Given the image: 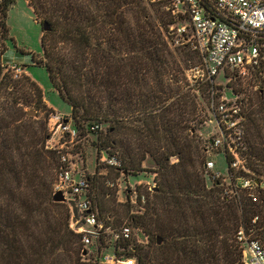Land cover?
Masks as SVG:
<instances>
[{
	"label": "trees",
	"instance_id": "1",
	"mask_svg": "<svg viewBox=\"0 0 264 264\" xmlns=\"http://www.w3.org/2000/svg\"><path fill=\"white\" fill-rule=\"evenodd\" d=\"M150 1L30 3L48 25L42 28V57L33 56V61L46 68L53 87L70 105L78 136L94 131V123L107 124L105 135H97L96 148L117 157L118 174L145 170L146 157L156 164L152 198L147 197L141 214L130 217L148 242L129 245L128 239L102 232L93 243L103 246L113 239L115 254L135 256L136 264H242L244 245L232 235L243 226L264 241V191L254 203L245 190L235 198L223 193L219 181L208 182L205 160L216 152H206V138L202 144L197 130L204 122L201 102L212 110L214 85L209 79L189 81L187 70L202 59L171 46L168 21L163 12L157 20L150 15ZM14 2L0 3L2 18ZM202 4L212 12L207 0ZM0 26V38L6 39L4 20ZM263 86L243 92L244 154L251 171L264 176ZM1 87L6 92L0 99V264H99L82 254L69 210L52 199L60 155L44 148L46 128L24 119L30 117L28 104L45 106L42 88L28 75L11 79L0 66ZM172 156L177 161H170ZM96 172L90 183L103 188V176ZM115 192L105 188L101 194ZM256 214L259 219L253 222Z\"/></svg>",
	"mask_w": 264,
	"mask_h": 264
},
{
	"label": "built area",
	"instance_id": "2",
	"mask_svg": "<svg viewBox=\"0 0 264 264\" xmlns=\"http://www.w3.org/2000/svg\"><path fill=\"white\" fill-rule=\"evenodd\" d=\"M207 1L212 12L203 6V0H168L167 8L171 10L172 17L187 20L189 27V31L187 25L178 27L182 40L174 41L169 38V43L172 46H177L174 42L183 44L201 57L199 70L194 74L195 77H190L193 78L191 80L211 81L223 69L230 73L228 81L238 78L254 90L258 89L261 83L264 85V0ZM173 26L174 24L170 28ZM7 71L13 79H18L23 69L12 63ZM262 90L264 91V86ZM243 100V97L234 94L230 101L224 98L216 104L212 101L211 106H214L215 111H211V119L216 121L218 132L205 137L206 152H224L226 155L230 181L227 182L220 171H214L216 163L213 157L206 158L205 170L209 172L211 180L219 181L225 187L226 196L236 198L240 190H245L250 200L258 203L260 194L264 191V176L251 171L244 154L246 141ZM47 126L51 137L59 134L74 139L78 135L70 117H65L60 112H50ZM100 126L94 123L90 129L96 130ZM49 146L53 147L51 144ZM99 159L111 166L119 164L115 155L103 154ZM61 162L53 183V192L61 191L65 200L70 201L71 209H75L73 212L77 215L72 216L70 226L80 236L84 250L102 232L114 233L113 238L116 240L129 239V224L125 223L116 229L111 224L106 226L107 222L100 219L98 208L91 198L90 191L93 188L89 177L78 174L76 178L73 175L74 169L66 164L64 154L61 155ZM105 184L112 188L115 181L106 180ZM137 195V189L134 188L131 201L144 203V195ZM258 218L256 214L252 221L256 222ZM235 237L244 245L242 264H264V241L247 233L243 226L236 231ZM108 258L105 256L107 264H134V260L128 257L118 259L112 254Z\"/></svg>",
	"mask_w": 264,
	"mask_h": 264
},
{
	"label": "rangeland",
	"instance_id": "3",
	"mask_svg": "<svg viewBox=\"0 0 264 264\" xmlns=\"http://www.w3.org/2000/svg\"><path fill=\"white\" fill-rule=\"evenodd\" d=\"M32 1L33 0H15V2L8 7L6 16L3 18L0 11V23L4 20L7 25L6 39L0 38V66L2 68V73L6 72L10 75L7 71L9 69V65L16 63L23 69L22 75L18 79H20L23 75H28L30 79L33 81L35 80V82L39 84L43 90V103L45 106L33 103L28 104L25 109L30 117H26L24 119L32 123L35 127L41 125L46 128L48 135L44 141V148L56 151L60 155V163H62L61 155L64 154L67 158L66 164L74 169L75 173L73 175L76 178L79 176L78 174H81L89 177L90 180V177L95 175L96 170V175L98 174L99 176H103L100 178L101 181H103V188L98 187L93 183V190L90 191L93 203L96 206L98 205L99 208L101 206L100 219L105 220L107 223L109 222V224L115 227H119L125 223L129 224L131 229V235L128 239L129 245H145L148 242L147 237L141 229L134 226L130 217L131 215L141 214L144 211V204H147V197H150L155 189L154 177L156 173L154 172V167H156V164L150 157H146V159L142 162V167H144L145 170L138 171V174L136 175L127 176V174H123L125 171H121L118 174L117 168L115 169L117 166L114 167L102 163L99 157L105 153L103 151H97L96 142L98 134L105 135L107 124L104 123L99 129L87 131L83 136L77 135L74 139H70L65 135L60 136L59 134H55L51 137V132H49L47 126L50 112H60L65 115V117H70L71 107L68 102L61 98L58 91L53 87L46 68L33 61V56L35 60L42 57L41 35L43 27L41 17L39 18L35 15L33 7L30 5ZM150 2L152 3L150 5L147 3V5L150 15L155 18V20L158 19L159 14L162 12L164 13L165 19L168 21V31L170 32L168 34L169 38L174 41L176 39L182 40V36L178 34L177 28L187 25V20L174 19L172 17L171 10L167 8L168 0H151ZM172 24H174V26L173 28H170ZM187 31H189L188 25ZM186 34H189V32H186ZM3 35L4 34H2V28L0 26V36L2 37ZM174 45H177L179 48L190 50L183 44H176L174 42ZM199 67V63L193 62L192 66H190L191 69L189 68L187 70L190 82H194L191 80L193 78L190 79V77H195L194 74L197 73ZM229 75L230 73H226L223 69H221L218 75L211 80L214 85V104L218 103L222 98L230 101L234 98V94H236L239 95L240 98L243 97L244 100L242 102V106H246L247 95L243 91L246 90V93L250 94L254 91V89L246 86L247 83L242 82L238 78H232L228 81ZM10 78L13 79L11 76ZM5 92L6 89L1 87L0 99L4 97ZM201 104L205 106V115H201L203 116L202 118L204 119V122L197 130V135L200 142L204 144L206 136H210L211 134L218 132V126L216 121L211 119V111H215L214 106H212V110H210L204 102H201ZM50 109L53 111H50ZM118 116L120 117L122 114L118 113ZM50 144L53 145V147H50ZM213 158L216 163L214 171H220L223 176L226 177L227 182H229L230 178L226 155L224 152H218L213 154ZM170 161H177V157L172 156ZM256 175L261 174L256 173ZM206 178L208 182L211 181L209 172L206 173ZM106 180L115 181V186L112 188L108 187L105 184ZM205 183L208 187H212L206 180ZM105 188L110 191H114V189H116L115 195L101 194L102 189ZM134 188L137 189L138 195H144V203H141L140 201L139 205L138 201L137 203H133L131 201L132 190ZM61 203L63 205L62 208H66L70 212L71 224L72 216L77 215L73 212L75 209H71L70 201L67 202V200H64ZM232 237L236 241L235 234L232 235ZM113 242V239L110 238L106 239V244L103 246H100V243L98 242H94L92 245H89L82 254L84 256L86 255L89 259L97 260L99 264H107L105 256L110 258L112 254L115 255V258L124 259L128 257L134 260V264L137 263L135 256H127L125 254L116 255L114 250L111 248ZM118 250L121 251L122 249L118 248Z\"/></svg>",
	"mask_w": 264,
	"mask_h": 264
},
{
	"label": "water",
	"instance_id": "4",
	"mask_svg": "<svg viewBox=\"0 0 264 264\" xmlns=\"http://www.w3.org/2000/svg\"><path fill=\"white\" fill-rule=\"evenodd\" d=\"M42 27H43V29H47L48 28L47 23L43 22ZM52 199H53V201H56V202H63L65 200L63 193L59 190L53 192ZM159 241H160V239L158 238L157 242H159Z\"/></svg>",
	"mask_w": 264,
	"mask_h": 264
},
{
	"label": "crops",
	"instance_id": "5",
	"mask_svg": "<svg viewBox=\"0 0 264 264\" xmlns=\"http://www.w3.org/2000/svg\"><path fill=\"white\" fill-rule=\"evenodd\" d=\"M45 100V99H44Z\"/></svg>",
	"mask_w": 264,
	"mask_h": 264
}]
</instances>
